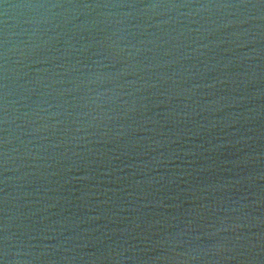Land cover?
<instances>
[{
    "label": "water",
    "instance_id": "water-1",
    "mask_svg": "<svg viewBox=\"0 0 264 264\" xmlns=\"http://www.w3.org/2000/svg\"><path fill=\"white\" fill-rule=\"evenodd\" d=\"M0 264H264V0H0Z\"/></svg>",
    "mask_w": 264,
    "mask_h": 264
}]
</instances>
